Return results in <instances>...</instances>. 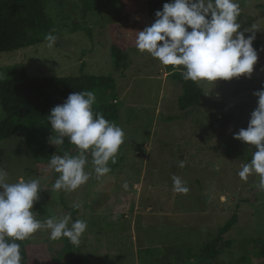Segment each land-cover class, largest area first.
I'll return each instance as SVG.
<instances>
[{"label":"rangeland","instance_id":"obj_1","mask_svg":"<svg viewBox=\"0 0 264 264\" xmlns=\"http://www.w3.org/2000/svg\"><path fill=\"white\" fill-rule=\"evenodd\" d=\"M39 1L55 44L48 47L45 35L34 45L0 52V75H111L118 108L113 122L124 130L125 140L116 163L110 161V172L100 179L89 156L85 170L90 179L73 191L53 188L59 173L49 169L46 154L34 155L21 134L1 140L0 169L8 182L39 179L45 188L33 204L37 219L71 213L73 221H87L79 245L65 237L52 240L46 230L24 241L45 243L57 262L264 264L259 253L264 239L260 177L253 174L244 181L238 175L255 146L233 137L247 127L257 107L253 92L264 87V0H238L239 31L256 28L244 32L245 37L255 32L258 60L251 76L197 81L202 99L186 111L177 106L181 84L167 77L158 59L136 47L138 32L147 26L146 0ZM113 44L127 54L119 69L112 64ZM3 117L0 106V121ZM66 139L58 148L49 142L45 150L54 146V154H78ZM173 176L185 182L186 194L174 190ZM233 213L237 221L224 242L216 243V255L203 257Z\"/></svg>","mask_w":264,"mask_h":264},{"label":"clouds","instance_id":"obj_2","mask_svg":"<svg viewBox=\"0 0 264 264\" xmlns=\"http://www.w3.org/2000/svg\"><path fill=\"white\" fill-rule=\"evenodd\" d=\"M240 5L238 0H170L162 10L155 12L156 19L139 31L136 47L147 52L165 66H183V79L193 82L217 79L230 80L241 75L250 77L258 60L253 47L255 32L245 37L239 31ZM190 29V30H189ZM48 47L57 37L46 34ZM3 79V75H0ZM258 97L257 107L251 112L246 128L233 133L235 139L255 146L249 163L242 165L238 175L244 181L253 174L260 177L258 189L264 191V87L253 92ZM96 94L91 90L70 93L62 104L50 109L48 122L56 135L49 142L58 148L68 143L77 147L78 154L63 151L52 154L49 169L59 173L53 188L73 191L85 184L91 176L87 172L89 156L97 179L110 172L109 162L116 163L125 132L99 111L93 110ZM179 167H184L180 161ZM174 190L186 194L188 188L178 176H173ZM122 187L127 190L125 181ZM45 189L39 179L8 182L7 172L0 169V264H21L20 244L40 230L49 232V238H67L79 245L87 229V221H73L71 213L52 216L41 221L33 204L39 200V191ZM80 204H74L79 208Z\"/></svg>","mask_w":264,"mask_h":264},{"label":"trees","instance_id":"obj_3","mask_svg":"<svg viewBox=\"0 0 264 264\" xmlns=\"http://www.w3.org/2000/svg\"><path fill=\"white\" fill-rule=\"evenodd\" d=\"M166 2L170 0H146L147 26L154 22L155 12L162 10ZM49 32L51 22L39 0H0V52L34 45L43 41ZM110 53L114 69L121 68L127 60V54L115 44L111 46ZM163 67L168 78L181 84V93L177 98L178 110L186 111L197 106L203 95L201 86L197 82L183 79V66ZM84 90H91L98 96L96 104L93 105L94 112H101L109 121L117 120L118 108L113 102L116 87L111 75L80 73L78 76L52 77L23 73L0 79V106L4 113L0 121V141L19 133L26 139L34 155L44 153L49 160L55 147L52 146L47 151L45 149L49 138L56 135L47 120L50 109L62 104L70 93ZM236 221L237 215L233 213L221 226L218 235L206 246L203 257L216 255V243L224 242V235ZM17 243L20 244L21 264H83L79 258L64 262L55 261L48 246L43 242L23 240ZM259 253L264 256V239L261 240Z\"/></svg>","mask_w":264,"mask_h":264}]
</instances>
